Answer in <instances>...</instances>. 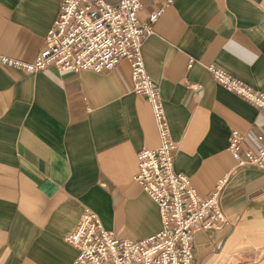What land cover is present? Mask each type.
Masks as SVG:
<instances>
[{"label":"crops","instance_id":"1","mask_svg":"<svg viewBox=\"0 0 264 264\" xmlns=\"http://www.w3.org/2000/svg\"><path fill=\"white\" fill-rule=\"evenodd\" d=\"M162 7L142 51L178 144L175 169L202 196L227 178L229 223L195 231L194 262L264 264V170L238 166L229 150L238 130L242 152H257L264 115L208 68L264 91V0H141L140 20ZM60 9L61 0H0V54L35 60ZM159 144L128 59L101 73L0 63V264H73L66 238L84 207L118 239L159 231L158 205L135 180L139 151Z\"/></svg>","mask_w":264,"mask_h":264},{"label":"built area","instance_id":"2","mask_svg":"<svg viewBox=\"0 0 264 264\" xmlns=\"http://www.w3.org/2000/svg\"><path fill=\"white\" fill-rule=\"evenodd\" d=\"M176 0H164L165 6ZM141 0H61L59 15L48 30L45 46L35 60L27 62L0 54V63L25 72H77L114 69L122 59L132 68L133 90L151 103L160 134V144L139 151L135 180L156 201L161 227L143 239H118L101 217L84 207L77 227L67 241L78 250L73 264H195L193 235L199 228L219 230L229 223L221 194L227 178L202 196L190 177L176 171L178 144L172 139L160 88L149 75L142 46L164 7L152 11L147 22L139 17ZM193 62L189 64L192 66ZM214 79L244 98L264 115V91L254 89L225 70L210 65ZM257 152L243 150L244 135L233 130L229 150L238 166L254 165L264 170V135Z\"/></svg>","mask_w":264,"mask_h":264},{"label":"water","instance_id":"3","mask_svg":"<svg viewBox=\"0 0 264 264\" xmlns=\"http://www.w3.org/2000/svg\"><path fill=\"white\" fill-rule=\"evenodd\" d=\"M234 264H263L259 262H241V263H234Z\"/></svg>","mask_w":264,"mask_h":264}]
</instances>
